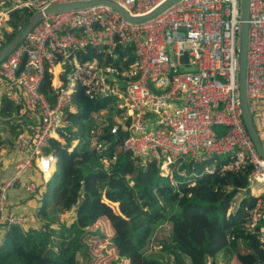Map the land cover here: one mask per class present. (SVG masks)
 Returning <instances> with one entry per match:
<instances>
[{
    "label": "built area",
    "instance_id": "built-area-1",
    "mask_svg": "<svg viewBox=\"0 0 264 264\" xmlns=\"http://www.w3.org/2000/svg\"><path fill=\"white\" fill-rule=\"evenodd\" d=\"M88 1L92 0H0V51L13 11L26 9L34 14L57 4ZM111 1L139 17L165 0ZM242 2L181 0L141 24L127 21L107 5L45 16L0 64L1 97L7 96L20 108L17 121L12 122L18 127L15 173L0 185L3 236L10 226H26L28 221L9 211L8 192L25 185L41 199L40 186L25 183V175L37 170L45 184L56 172L58 157L48 149L51 140L65 141L61 128L69 124L64 114L77 111L73 101L77 83L92 100H119L125 116L114 119L110 135L121 138L123 149L142 161L156 162L161 176L173 181L172 166L183 157L204 162L233 155L236 161L230 167L250 164L249 187L264 193V159L247 130L240 102ZM118 44L128 46L136 58L121 79L116 68L83 55L89 46L112 54ZM47 71L53 75L54 105L40 90ZM246 89L264 146V0H251ZM121 132L128 139L120 137ZM103 144L94 146L101 149ZM0 154L5 157L8 152Z\"/></svg>",
    "mask_w": 264,
    "mask_h": 264
},
{
    "label": "trees",
    "instance_id": "trees-1",
    "mask_svg": "<svg viewBox=\"0 0 264 264\" xmlns=\"http://www.w3.org/2000/svg\"><path fill=\"white\" fill-rule=\"evenodd\" d=\"M32 16L26 9L11 13L4 46ZM83 55L116 68L119 79L136 63L132 50L119 44L112 54L89 46ZM52 81L47 71L40 90L54 105ZM0 101V128L9 132L0 133L1 152L14 148L18 127L12 122L20 108L7 96ZM73 101L77 111L64 114V143L50 142L58 166L43 185L37 225L10 226L0 264H94L87 242L106 237L93 229L102 218L114 230L118 259L129 264H219V258L222 264H264V193L253 195L249 187L250 164L231 168L233 155L204 162L183 157L172 166L171 181L156 162L142 161L110 135L114 119L125 116L117 98L92 100L77 83ZM96 143L104 144L97 149ZM109 203L119 206L120 216ZM74 206L67 224L65 214Z\"/></svg>",
    "mask_w": 264,
    "mask_h": 264
},
{
    "label": "water",
    "instance_id": "water-1",
    "mask_svg": "<svg viewBox=\"0 0 264 264\" xmlns=\"http://www.w3.org/2000/svg\"><path fill=\"white\" fill-rule=\"evenodd\" d=\"M181 0H165L161 5H159L156 9H154L151 13L134 17L128 11H126L119 4L115 3L111 0H92L88 2H73V3H65V4H57L53 5L44 11H37L33 14L30 21L27 25L14 37L12 41H10L7 45H5L0 51V64L5 61L7 57H9L12 52L25 40L31 30L45 17L55 13L68 11V10H76L89 8L96 5H107L113 8L116 12H118L124 19L134 24H141L145 22H149L154 20L161 14L165 13L171 7L176 5ZM251 9V0H243L242 2V26L240 33V46H239V55H240V71H239V85H240V102L243 113V119L247 130L255 143V146L260 154V156L264 159V146L261 143L260 137L258 135V131L254 124V120L252 118L248 98H247V57H248V45H249V16ZM27 57L23 59V62L19 69V74L23 71L25 67ZM121 88H124V85H120ZM120 137L124 139H128V134L121 132L119 134ZM106 201V200H105ZM114 212L117 215H121L119 206L114 203H109Z\"/></svg>",
    "mask_w": 264,
    "mask_h": 264
},
{
    "label": "crops",
    "instance_id": "crops-1",
    "mask_svg": "<svg viewBox=\"0 0 264 264\" xmlns=\"http://www.w3.org/2000/svg\"><path fill=\"white\" fill-rule=\"evenodd\" d=\"M1 99V92H0ZM1 102V101H0ZM8 152L7 156L0 154V185L14 176V165L17 159V153L14 148L3 149ZM38 176L34 171L29 172L24 177V182H36L41 187V182L37 179ZM40 197L42 195V188L39 189ZM40 198L32 194L25 185L14 188L8 192L9 211L15 215L27 217V225H37L36 213L38 211ZM26 225V226H27ZM0 240L3 237L2 229L0 228ZM114 234V233H113Z\"/></svg>",
    "mask_w": 264,
    "mask_h": 264
},
{
    "label": "rangeland",
    "instance_id": "rangeland-1",
    "mask_svg": "<svg viewBox=\"0 0 264 264\" xmlns=\"http://www.w3.org/2000/svg\"><path fill=\"white\" fill-rule=\"evenodd\" d=\"M107 113L102 114L103 118H106ZM117 118V117H116ZM115 118V119H116ZM5 132L9 135V132L0 128V133ZM36 174L38 181L41 182V187L43 188V179L37 170H33ZM39 186V185H38ZM253 195H258L255 191L252 192ZM77 206H74L72 210L65 214L67 224L71 223L75 218ZM94 230H99L106 237L104 239L93 238L88 240L87 243L92 245V252L94 254V264H129L126 260H119L116 251L111 247V237L113 236L114 230L112 229L110 223L107 219L102 218L94 227ZM1 236V233H0ZM218 263H221V258L218 259ZM239 264V263H234Z\"/></svg>",
    "mask_w": 264,
    "mask_h": 264
},
{
    "label": "bare ground",
    "instance_id": "bare-ground-1",
    "mask_svg": "<svg viewBox=\"0 0 264 264\" xmlns=\"http://www.w3.org/2000/svg\"><path fill=\"white\" fill-rule=\"evenodd\" d=\"M254 191H255V193H257V194L262 193V191H257V190H254Z\"/></svg>",
    "mask_w": 264,
    "mask_h": 264
}]
</instances>
